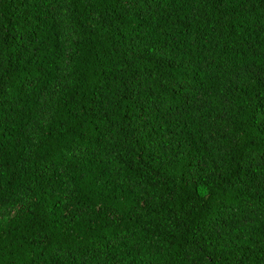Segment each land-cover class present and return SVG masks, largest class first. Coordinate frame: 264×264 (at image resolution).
I'll return each mask as SVG.
<instances>
[{"label": "trees", "instance_id": "1", "mask_svg": "<svg viewBox=\"0 0 264 264\" xmlns=\"http://www.w3.org/2000/svg\"><path fill=\"white\" fill-rule=\"evenodd\" d=\"M0 264H264V0H0Z\"/></svg>", "mask_w": 264, "mask_h": 264}]
</instances>
